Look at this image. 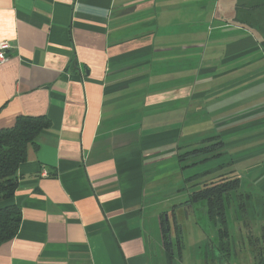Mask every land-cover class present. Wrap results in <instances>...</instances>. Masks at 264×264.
I'll list each match as a JSON object with an SVG mask.
<instances>
[{
  "label": "crops",
  "instance_id": "0c3cea01",
  "mask_svg": "<svg viewBox=\"0 0 264 264\" xmlns=\"http://www.w3.org/2000/svg\"><path fill=\"white\" fill-rule=\"evenodd\" d=\"M258 1L0 0V42L11 47L0 130L21 116L50 122L18 169L20 229L0 244V264H245L228 228L235 193L258 222L250 264H264ZM201 136L224 145L202 160L240 154L205 172L208 184L239 180L220 221L191 201L202 179L185 183L200 163L185 168L199 157L184 161L199 143L186 137Z\"/></svg>",
  "mask_w": 264,
  "mask_h": 264
},
{
  "label": "trees",
  "instance_id": "16d2710c",
  "mask_svg": "<svg viewBox=\"0 0 264 264\" xmlns=\"http://www.w3.org/2000/svg\"><path fill=\"white\" fill-rule=\"evenodd\" d=\"M49 128L50 122L45 117L21 116L17 118L12 127L0 130V244L14 239L19 232L21 211L13 204L15 193L19 187L18 169L26 160L28 146L34 144L38 135ZM218 140L223 139L216 137L215 142L208 144V140L203 148L186 151L184 161L194 155L206 154L211 149H222L223 141L218 142ZM220 155L217 153L213 157ZM188 164L185 165V168ZM202 175L205 173L186 178V185L192 184ZM198 184L194 186H198ZM201 185L203 187L201 186L200 190L192 192L191 201H206L209 205L210 215L220 221V215H223L225 209L224 197L237 190L239 180L224 181L221 179L212 184L201 183Z\"/></svg>",
  "mask_w": 264,
  "mask_h": 264
},
{
  "label": "rangeland",
  "instance_id": "374dc122",
  "mask_svg": "<svg viewBox=\"0 0 264 264\" xmlns=\"http://www.w3.org/2000/svg\"><path fill=\"white\" fill-rule=\"evenodd\" d=\"M252 7H254L252 12L255 15H258V17L260 19L259 21H263L264 0H259L258 3H256V5H254ZM215 33L222 35L223 30L218 29ZM251 34L256 37L255 31ZM203 80L204 79H202V83H203ZM204 122H205L204 120L201 121L200 128L205 127ZM191 125H192L191 120H188L186 123V132L189 131V128ZM202 137L203 136H201V138H193V139H192V137L191 138L186 137L187 142H189L188 140L193 141V142L199 141V143L197 142L196 144L192 145L191 148H189L191 151L194 149H200V148L205 147L204 144L205 143L207 144V141H205V138H202ZM205 137H209V135L207 134ZM239 155H240L239 153H235L233 155H227V157L222 156V157L215 158L213 161L202 160L203 157H201V156L194 158V159H190V160H188L189 164H192L193 161H200V163L196 164L195 166L191 167L190 169H187L186 173H185L186 177H189L192 175L203 174L208 170H211L213 168H217L218 166H221L225 162L229 161V159L236 158ZM229 170L230 169H225V171H223L222 173H219L220 171L218 173L219 174H225ZM219 174H217V175L215 174L210 179L215 178L217 176L219 177L220 176ZM206 178L208 179V175L207 176H205V175L200 176V179H202L201 182L203 184H204V180ZM206 184H208V183H206ZM201 186L202 185L198 184V186H196V188L199 189V188H201ZM188 194H189V191H186L184 196L187 197ZM202 207H205V203H199L198 205H196L195 209L197 211H202L201 210ZM239 207H241V202L237 198V193H235L233 201H232V208L228 214V228L230 230L231 238H233V241L239 242V246H241V248H240L241 251L239 252V258H241V260L244 261L245 264H250L251 258L256 256V252H254V250L252 249L254 246V243H250L251 239H252L251 236H253V235L260 236V233L258 231V225H257L258 222H252V221L245 219L243 217V215H241L242 212H241V209ZM197 215H198V217L196 218V220L200 221V225L202 227H204V224H206L207 226H211V225H208V220L206 219V215L204 213H198ZM211 229H212V232H211L212 239L214 240V237L216 238L218 235V229L213 227V226H211ZM196 230H198V228H196ZM205 252L206 251H204V250L201 251V253H205ZM216 254H217V251H216ZM231 255H232L233 261L235 263L236 258H235V253H233V250H231ZM236 263L238 264V262H236Z\"/></svg>",
  "mask_w": 264,
  "mask_h": 264
},
{
  "label": "built area",
  "instance_id": "2783aa9c",
  "mask_svg": "<svg viewBox=\"0 0 264 264\" xmlns=\"http://www.w3.org/2000/svg\"><path fill=\"white\" fill-rule=\"evenodd\" d=\"M10 45L6 42H0V67L8 61V51Z\"/></svg>",
  "mask_w": 264,
  "mask_h": 264
}]
</instances>
